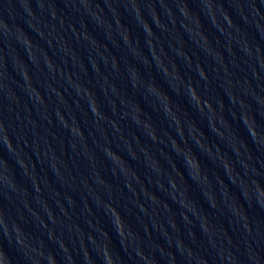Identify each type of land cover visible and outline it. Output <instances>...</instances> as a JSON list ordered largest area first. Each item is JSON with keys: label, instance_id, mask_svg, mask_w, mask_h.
Wrapping results in <instances>:
<instances>
[{"label": "water", "instance_id": "1", "mask_svg": "<svg viewBox=\"0 0 264 264\" xmlns=\"http://www.w3.org/2000/svg\"><path fill=\"white\" fill-rule=\"evenodd\" d=\"M8 264H264V0H0Z\"/></svg>", "mask_w": 264, "mask_h": 264}]
</instances>
